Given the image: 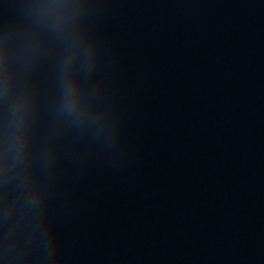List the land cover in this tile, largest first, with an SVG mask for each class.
<instances>
[{"label":"water","instance_id":"water-1","mask_svg":"<svg viewBox=\"0 0 264 264\" xmlns=\"http://www.w3.org/2000/svg\"><path fill=\"white\" fill-rule=\"evenodd\" d=\"M0 264H264V248L207 251L118 246L34 248L1 252Z\"/></svg>","mask_w":264,"mask_h":264}]
</instances>
